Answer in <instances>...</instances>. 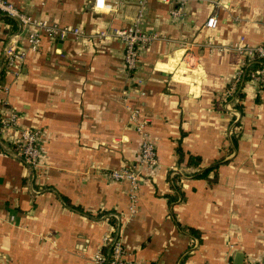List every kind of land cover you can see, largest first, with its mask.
<instances>
[{
	"label": "crops",
	"instance_id": "1",
	"mask_svg": "<svg viewBox=\"0 0 264 264\" xmlns=\"http://www.w3.org/2000/svg\"><path fill=\"white\" fill-rule=\"evenodd\" d=\"M11 1L91 35L43 37L0 79L8 86L0 90L2 114L14 116L0 129L3 143L30 127L41 148L36 169L0 151V264H88L114 229V213L125 255L136 264L264 258V86L248 78L239 84L234 142L225 135L231 115L218 102L240 61L227 45L239 36L264 42V0H190L178 20L169 16L173 4L147 0L143 26L156 36L141 44L133 74L122 42L94 34L130 24L138 0H105L104 10L94 0ZM211 13L214 27L205 25ZM15 30L16 21L0 13V46ZM180 39L195 68L174 74ZM17 45L26 46L24 33ZM133 108L149 118L154 165L140 164ZM214 164L204 176L191 175ZM127 165L141 170L135 211L129 182L108 176Z\"/></svg>",
	"mask_w": 264,
	"mask_h": 264
},
{
	"label": "built area",
	"instance_id": "2",
	"mask_svg": "<svg viewBox=\"0 0 264 264\" xmlns=\"http://www.w3.org/2000/svg\"><path fill=\"white\" fill-rule=\"evenodd\" d=\"M173 4L169 8V16L172 19H181L184 15V8L190 0H161ZM147 0H138V14L133 21L123 27H114L112 29H103L95 32V36L108 37L113 36L123 44V63L128 74H133L140 63V47L141 44L150 42L155 38V34L149 32L143 26V10ZM93 7L96 10H104L106 7L105 0H94ZM0 13L12 17L17 23V30L8 34V38L0 46V72H16L18 62L22 61L28 50H38L43 37L52 40L66 39L69 36L73 37H87L88 34L78 26L59 25L55 22L34 17L25 13L11 0H0ZM216 17L213 13L209 14L205 19V25L214 27ZM264 24V16L262 18ZM25 35L26 46L21 47L17 45V36ZM186 41L183 39L177 40L179 48H182L180 57L184 60L186 57L190 58L192 53L188 46L184 47ZM234 49L240 56V61L236 70L234 71L230 81L218 94V102L222 106V110L231 115V122L225 128V135L230 137L236 128L234 121L239 117V108L234 106L236 99V92L239 84L245 79H251L258 85L264 86V42L259 44H249L245 42L243 36H239L237 40L227 45ZM184 47V48H183ZM219 49H222V47ZM251 62H256V65L250 68L248 65ZM246 75V77H245ZM141 79H138L140 82ZM5 83H0V90L7 89ZM2 99H0V105ZM129 121L135 131L140 136L139 144V161L142 166L154 165L157 161L155 145L151 138L147 124L149 118L140 114L137 108H133L129 115ZM0 122L1 126L8 125L14 122L13 114L5 116L2 114L0 107ZM0 144L4 148L3 151L12 152L18 155L23 162L30 168L36 169L41 165V148L39 144V132L30 127H22L19 129V137L12 142L14 147L6 146L0 136ZM108 176L115 181L126 180L130 184V198L132 203L130 208L132 211L136 210V193L138 184L141 178V170L134 166H121L118 168H111L108 171ZM116 223L114 229L103 236L102 245L91 256L88 264H136L134 261L128 260L125 255L124 246L119 235L121 221L119 214H112ZM229 264V263H227ZM242 264H264V258L247 259Z\"/></svg>",
	"mask_w": 264,
	"mask_h": 264
},
{
	"label": "trees",
	"instance_id": "3",
	"mask_svg": "<svg viewBox=\"0 0 264 264\" xmlns=\"http://www.w3.org/2000/svg\"><path fill=\"white\" fill-rule=\"evenodd\" d=\"M4 17L8 20V21H15L12 17H10V16H8V15H4ZM256 65V62H251L248 66L250 67V68H252V67H254ZM2 74H3V72H0V79L2 78ZM245 77H246V75H245ZM236 99L234 100V106L235 107H237V108H239V103H238V96H240V92H239V89H237V92H236ZM0 126H1V122H0ZM234 135V134H233ZM231 141H233L234 142V138H233V136H231ZM10 147H14L13 146V144H11L10 145ZM179 149V147L177 148V150ZM4 150V148L1 146V144H0V151H3ZM181 150H179V152H180ZM217 166V164H214V165H211V166H208V167H206V168H204L200 173H196V171L195 172H192V176H204L211 168H214V167H216ZM109 221L111 222V223H116V219H115V217L113 216V215H109Z\"/></svg>",
	"mask_w": 264,
	"mask_h": 264
},
{
	"label": "rangeland",
	"instance_id": "4",
	"mask_svg": "<svg viewBox=\"0 0 264 264\" xmlns=\"http://www.w3.org/2000/svg\"><path fill=\"white\" fill-rule=\"evenodd\" d=\"M181 65H183L186 71H189V69L191 68H195V63L193 65L191 58H187V57L184 60H181Z\"/></svg>",
	"mask_w": 264,
	"mask_h": 264
},
{
	"label": "bare ground",
	"instance_id": "5",
	"mask_svg": "<svg viewBox=\"0 0 264 264\" xmlns=\"http://www.w3.org/2000/svg\"><path fill=\"white\" fill-rule=\"evenodd\" d=\"M177 61H178V60H176V61H175V63H174V66H175V67L173 66V67H174V68H173V69H174V70H173V73H174V74H175L176 72H178V73H179V71H181V70H184V69H185V68H183L181 65H179V64H176V63H177Z\"/></svg>",
	"mask_w": 264,
	"mask_h": 264
},
{
	"label": "water",
	"instance_id": "6",
	"mask_svg": "<svg viewBox=\"0 0 264 264\" xmlns=\"http://www.w3.org/2000/svg\"><path fill=\"white\" fill-rule=\"evenodd\" d=\"M241 258H242L241 254L236 255V260H235V262L233 264H239Z\"/></svg>",
	"mask_w": 264,
	"mask_h": 264
}]
</instances>
